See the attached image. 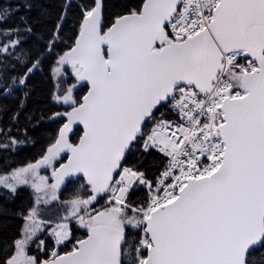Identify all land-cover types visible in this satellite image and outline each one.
<instances>
[{"label": "snow or ice", "instance_id": "1", "mask_svg": "<svg viewBox=\"0 0 264 264\" xmlns=\"http://www.w3.org/2000/svg\"><path fill=\"white\" fill-rule=\"evenodd\" d=\"M0 264H264V0H0Z\"/></svg>", "mask_w": 264, "mask_h": 264}]
</instances>
